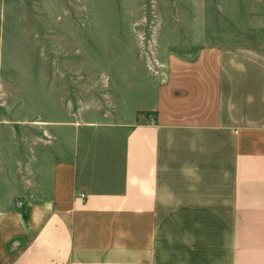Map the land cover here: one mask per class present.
I'll list each match as a JSON object with an SVG mask.
<instances>
[{
	"label": "crops",
	"instance_id": "crops-1",
	"mask_svg": "<svg viewBox=\"0 0 264 264\" xmlns=\"http://www.w3.org/2000/svg\"><path fill=\"white\" fill-rule=\"evenodd\" d=\"M158 64L115 119L29 127L0 264H264V44Z\"/></svg>",
	"mask_w": 264,
	"mask_h": 264
},
{
	"label": "rangeland",
	"instance_id": "rangeland-1",
	"mask_svg": "<svg viewBox=\"0 0 264 264\" xmlns=\"http://www.w3.org/2000/svg\"><path fill=\"white\" fill-rule=\"evenodd\" d=\"M232 42L264 44V0H0V187L32 124L115 119L158 62Z\"/></svg>",
	"mask_w": 264,
	"mask_h": 264
},
{
	"label": "built area",
	"instance_id": "built-area-1",
	"mask_svg": "<svg viewBox=\"0 0 264 264\" xmlns=\"http://www.w3.org/2000/svg\"><path fill=\"white\" fill-rule=\"evenodd\" d=\"M80 197H81V198H84L85 196L81 194Z\"/></svg>",
	"mask_w": 264,
	"mask_h": 264
}]
</instances>
